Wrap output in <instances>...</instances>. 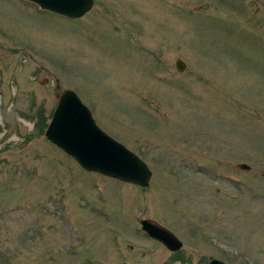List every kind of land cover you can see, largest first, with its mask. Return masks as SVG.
Returning <instances> with one entry per match:
<instances>
[{"label":"rangeland","instance_id":"obj_1","mask_svg":"<svg viewBox=\"0 0 264 264\" xmlns=\"http://www.w3.org/2000/svg\"><path fill=\"white\" fill-rule=\"evenodd\" d=\"M63 89L147 163L148 187L47 140ZM212 258L264 264V0H93L77 19L0 0V264Z\"/></svg>","mask_w":264,"mask_h":264},{"label":"water","instance_id":"obj_2","mask_svg":"<svg viewBox=\"0 0 264 264\" xmlns=\"http://www.w3.org/2000/svg\"><path fill=\"white\" fill-rule=\"evenodd\" d=\"M41 9L78 18L92 7L93 0H30ZM181 58L175 59V69L185 68ZM45 137L71 156L86 171L140 187L149 185L152 172L148 165L133 151L105 133L95 122L89 108L77 94L64 89L45 129ZM248 168L247 164H241ZM141 229L170 251H178L182 241L168 228L152 218L140 220ZM208 264H225L212 258Z\"/></svg>","mask_w":264,"mask_h":264},{"label":"flooded vegetation","instance_id":"obj_3","mask_svg":"<svg viewBox=\"0 0 264 264\" xmlns=\"http://www.w3.org/2000/svg\"><path fill=\"white\" fill-rule=\"evenodd\" d=\"M220 1H223V0H220ZM242 2L241 3H239V5L242 7ZM216 17H218V15H216ZM185 68H186V66H185Z\"/></svg>","mask_w":264,"mask_h":264},{"label":"bare ground","instance_id":"obj_4","mask_svg":"<svg viewBox=\"0 0 264 264\" xmlns=\"http://www.w3.org/2000/svg\"><path fill=\"white\" fill-rule=\"evenodd\" d=\"M63 91V90H62ZM58 101V100H57ZM83 103V102H82ZM84 104V103H83Z\"/></svg>","mask_w":264,"mask_h":264},{"label":"trees","instance_id":"obj_5","mask_svg":"<svg viewBox=\"0 0 264 264\" xmlns=\"http://www.w3.org/2000/svg\"><path fill=\"white\" fill-rule=\"evenodd\" d=\"M44 124V123H43ZM44 126H45V124H44Z\"/></svg>","mask_w":264,"mask_h":264}]
</instances>
